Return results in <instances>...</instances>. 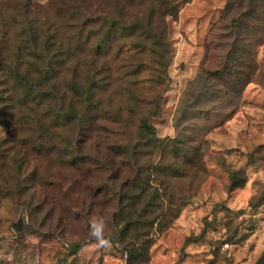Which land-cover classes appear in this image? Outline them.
Instances as JSON below:
<instances>
[{
    "label": "rangeland",
    "instance_id": "rangeland-1",
    "mask_svg": "<svg viewBox=\"0 0 264 264\" xmlns=\"http://www.w3.org/2000/svg\"><path fill=\"white\" fill-rule=\"evenodd\" d=\"M168 29L165 63L157 65L149 47L139 54L128 45L129 57L111 63L107 94L110 110L133 122L150 106L125 103L124 84L145 101L161 96V113L151 124L163 147L153 168L146 149L133 158L111 150L138 142L132 122L101 119L105 128L90 132L79 165L25 148L0 124V264H128L118 236L121 202L138 194L135 179L150 172L159 197L150 190L131 206L141 211L152 203L142 221L154 219L157 204L182 197L188 203L172 227L155 234L149 262L132 264H264V0H189L178 18H168ZM246 36L263 44L257 79L239 95L211 74ZM191 147L204 153L205 171H189ZM234 171L248 181L232 190Z\"/></svg>",
    "mask_w": 264,
    "mask_h": 264
},
{
    "label": "trees",
    "instance_id": "trees-1",
    "mask_svg": "<svg viewBox=\"0 0 264 264\" xmlns=\"http://www.w3.org/2000/svg\"><path fill=\"white\" fill-rule=\"evenodd\" d=\"M187 2L49 0L43 6L34 0H0V124L9 128L11 136L24 140L25 148L51 155L64 165H79L85 161L84 142L90 132L105 128L101 119L127 126L132 122L138 142L112 145L111 150L133 158L146 149L150 156L147 167L153 168L163 147L151 124L161 113V96L145 101L124 84L121 92L129 99L121 98L125 103L150 107L137 122L115 115L109 108L113 98L107 96L114 81L111 63L126 60V48L134 45L139 54L149 47V54L162 66L169 55L168 18H178ZM262 44L251 36L245 41L236 39L223 68L211 76L241 95L257 79V50ZM129 75V71L123 73L127 82ZM191 150L186 160L189 171H205L204 153L200 148ZM152 177L150 172L146 179H135L138 194L128 197V204L121 202L124 225L118 236L128 252V264L149 262L155 234L172 227L188 203V198L182 197L177 204H157L154 219L142 221L152 203L146 202L141 211L131 206L140 204L142 195L150 190L153 198L159 197L160 188L152 184ZM247 181L234 171L231 189L243 187ZM132 208L135 214L129 211Z\"/></svg>",
    "mask_w": 264,
    "mask_h": 264
}]
</instances>
